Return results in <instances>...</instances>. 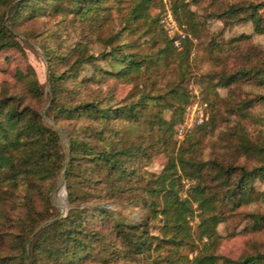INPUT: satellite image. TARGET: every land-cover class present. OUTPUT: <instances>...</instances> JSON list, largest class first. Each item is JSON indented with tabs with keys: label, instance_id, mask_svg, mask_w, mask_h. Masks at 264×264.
<instances>
[{
	"label": "rangeland",
	"instance_id": "374dc122",
	"mask_svg": "<svg viewBox=\"0 0 264 264\" xmlns=\"http://www.w3.org/2000/svg\"><path fill=\"white\" fill-rule=\"evenodd\" d=\"M136 2L96 0L82 16L73 0L51 1L12 29L16 45L0 49V96L35 108L56 134L42 161L46 173L23 151L13 153L15 169L1 173L0 264H30L39 231L73 214L71 207L92 246L74 264H191L196 254L235 259L264 250V218L250 216L264 213V173L249 180V199L226 198L210 163L264 162L255 149L264 146V4L261 31L246 13L220 15L264 0H149L139 17ZM8 10L0 6V15ZM167 11L186 34L179 46L161 21ZM117 44L141 60L138 71L112 75L119 64L106 52ZM83 54L92 57L76 62L78 75L70 69L53 86L50 71ZM34 78L37 93L29 88ZM80 100L115 109L140 103L131 115L55 114V103ZM195 101L206 103L203 119L180 135L176 127ZM73 139L92 150L122 148L124 170H110L81 150L70 158ZM129 225L147 227L142 248L126 236Z\"/></svg>",
	"mask_w": 264,
	"mask_h": 264
},
{
	"label": "trees",
	"instance_id": "16d2710c",
	"mask_svg": "<svg viewBox=\"0 0 264 264\" xmlns=\"http://www.w3.org/2000/svg\"><path fill=\"white\" fill-rule=\"evenodd\" d=\"M54 0H15L11 3V0H0V6L9 5V10L6 13L2 12L0 15V49L9 45H16L17 41L14 40L12 35V29H14L18 22L27 17L28 15H34L41 13L49 5V2ZM76 2V8L82 16H86L95 7L96 0H73ZM149 0H137L133 13L136 17L143 14L145 7ZM264 2H258L246 7L242 6H229L224 11L220 12L227 16L236 15L238 13H246L249 18L253 19L255 29L262 30V17L258 13V8L261 7ZM171 39L168 40V42ZM120 44L112 46L109 53L111 58L116 60L119 64L118 69L115 72H111L112 75L125 76L133 71L140 69L141 60L136 57L133 52L120 51ZM120 51V52H118ZM92 57L91 54H83L75 58V60L69 62L66 68L60 71H50L49 79L52 85L56 86L58 79L64 78L69 74V70H74V75L77 76L78 67L76 62H86ZM110 74V72H108ZM29 88L37 93L38 81L34 78L30 82ZM53 95L56 92L53 89ZM93 100H80L72 104H58L55 103V114L66 116H83L85 114H91L93 117L107 118L109 115L108 109L113 110L115 115H131L134 113L133 108L137 105L138 100L131 102L126 106L118 108H110L107 106H101ZM140 103V102H139ZM138 103V104H139ZM56 134L50 128L46 127L41 122V117L38 111L29 106L28 104H22L21 101L15 96L2 95L0 96V177L1 173L5 170L12 172L15 169V162L13 160V153L23 151L26 154V158L32 159L30 164L35 165V170L43 169L42 161L47 158L49 150L48 144L54 140ZM51 147V145H50ZM255 149L260 152L264 157V146H255ZM78 150H81L84 155L93 157L101 165L107 166L110 170L118 172L124 170L123 163L119 154L122 152V148L118 149H99L92 150L84 139H73L71 143V156L73 158ZM86 157V156H84ZM212 168L214 169L213 177L216 178L222 185L226 186L225 197L231 198L235 193L239 194V199L247 200L251 197L254 190L249 185V180L255 176H261L264 173V162L252 167H245L243 165H234L231 163L223 164L221 162L212 160L210 161ZM39 170V171H41ZM44 173L45 170H44ZM233 175L234 178H233ZM165 177H161V184ZM233 179V180H232ZM149 191H156L154 188H149ZM69 201H74L72 192L69 190ZM202 200V199H201ZM183 206L179 205L181 209ZM73 214L66 215L65 217L52 221L44 226L38 233L41 239L37 242L38 245L33 244L30 247V264H74L84 257L90 255L91 241L82 238V235H86L83 232L81 225L77 219V209H70ZM250 216L255 218L256 221L264 218V213L251 212ZM179 217H177L178 219ZM211 218L217 221V217L212 215ZM43 219V218H42ZM126 230V236L132 243L134 248H142L148 243V236L146 232V226L138 229L133 225H129ZM79 233H81L79 235ZM59 241V242H58ZM58 242V244H57ZM19 255L20 259H24L28 256L25 250V244H21ZM51 260H53L51 262ZM264 264V250L243 254L238 258H229L223 255H213L210 253L196 254L191 264Z\"/></svg>",
	"mask_w": 264,
	"mask_h": 264
},
{
	"label": "built area",
	"instance_id": "2783aa9c",
	"mask_svg": "<svg viewBox=\"0 0 264 264\" xmlns=\"http://www.w3.org/2000/svg\"><path fill=\"white\" fill-rule=\"evenodd\" d=\"M161 21L167 32L171 35L173 43L179 46L181 39L184 38L186 34L177 26L170 11H167L162 16ZM203 105H206V103L200 104L198 101L188 105L182 121L176 127L180 135L188 133L194 127L195 123L202 121Z\"/></svg>",
	"mask_w": 264,
	"mask_h": 264
}]
</instances>
